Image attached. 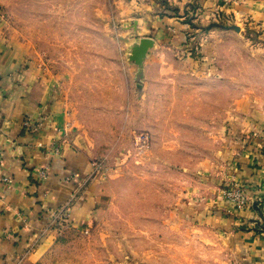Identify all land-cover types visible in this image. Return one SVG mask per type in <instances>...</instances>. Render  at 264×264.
Instances as JSON below:
<instances>
[{
	"label": "crops",
	"instance_id": "obj_1",
	"mask_svg": "<svg viewBox=\"0 0 264 264\" xmlns=\"http://www.w3.org/2000/svg\"><path fill=\"white\" fill-rule=\"evenodd\" d=\"M173 2L177 12L187 3ZM220 2L200 1L209 12L205 19L221 8L222 18L242 13L259 23L264 38V0H238L235 10L233 4L218 7ZM172 12L132 20L115 35L106 28L103 47L87 40L80 49L68 42L72 34L63 29L68 20L62 17H50L60 31L55 26L49 35L35 33L28 40L0 13V264H50L67 257L56 251L68 242L66 234L83 230L100 196L92 160L99 151L121 147V121L150 119L157 104L165 111V166H191L194 172L183 171L187 188L179 218L217 236L183 238V244L226 246L241 264H264V235L242 229L238 213L216 193L226 187L223 176L236 181L252 198L240 217L255 220L258 210L264 217V48L252 47L242 32H192ZM143 37L155 46L138 90L137 69L126 55ZM193 37L197 45L189 57ZM73 52L81 56L73 58ZM236 70L243 76L235 77ZM235 87L243 92L236 98ZM44 165L48 177L39 183ZM4 177L10 182L3 183ZM68 204V220L52 223V214Z\"/></svg>",
	"mask_w": 264,
	"mask_h": 264
},
{
	"label": "rangeland",
	"instance_id": "obj_2",
	"mask_svg": "<svg viewBox=\"0 0 264 264\" xmlns=\"http://www.w3.org/2000/svg\"><path fill=\"white\" fill-rule=\"evenodd\" d=\"M173 1H187L178 11L180 15ZM200 1L207 0H0V13L9 17L13 29L23 30L28 40H32L35 33L49 35L55 26L60 31L61 24L51 23L50 17H62L68 20L63 23V29L72 34L68 42L72 40V47L80 49L82 45L85 47L87 40L89 45L103 47L106 28L108 34L115 35L119 28L130 25L132 20L165 16V12L175 9L173 15L182 17V24L192 32H204L212 23L236 26L239 32L230 31L242 32L252 47L262 45L264 48L263 30L255 20L244 18L242 13H235L238 14L235 16L231 11L222 18V8L221 12L217 10L218 16L207 20L205 17L209 12L200 8ZM213 1H221L218 7L224 9H231L233 4L235 10L238 0ZM190 43L193 45L186 54L189 57L195 51L196 37ZM78 55L73 52V58L81 56ZM237 76H243L242 71L236 70ZM241 88L235 87V98L242 95ZM109 103L106 100L108 109ZM141 110L146 112L145 108ZM149 112L154 115L150 119L138 118L130 125L121 121L124 125L121 147L99 151L100 156L92 160L93 176L100 182L95 212L83 230L65 235L68 242L63 243L56 253L67 257L50 264H241L236 251L226 246L183 244V238L217 239V236L179 218L178 209L182 208L183 189L187 186L182 177L188 175L183 171L194 172H191V166H165V111L157 104ZM128 125H133L136 130L125 134ZM194 176L190 181L194 182ZM223 181L228 187L232 184L224 176ZM224 190L225 187L216 190L219 200L224 201L220 196ZM263 200L259 199L260 202ZM261 204L264 211V203ZM239 212L234 217L242 229L261 233L254 222L244 216L241 218ZM255 220L260 221L259 217ZM209 247L212 249L206 250Z\"/></svg>",
	"mask_w": 264,
	"mask_h": 264
},
{
	"label": "built area",
	"instance_id": "obj_3",
	"mask_svg": "<svg viewBox=\"0 0 264 264\" xmlns=\"http://www.w3.org/2000/svg\"><path fill=\"white\" fill-rule=\"evenodd\" d=\"M24 125H28V122H24ZM94 165V164H93ZM48 177V167L47 165L41 166L39 171L37 172V180L39 183H44ZM3 183H9V179L4 177L2 179ZM221 198L224 200L225 203L230 205V207L238 212L242 211L245 208L250 206L251 200L250 198L244 193L243 187L238 182L234 181L230 187L226 186L225 190L221 193ZM264 203V200L261 202ZM69 205H66L64 208H60L55 211V213L51 216V222H65L68 220L67 209Z\"/></svg>",
	"mask_w": 264,
	"mask_h": 264
},
{
	"label": "water",
	"instance_id": "obj_4",
	"mask_svg": "<svg viewBox=\"0 0 264 264\" xmlns=\"http://www.w3.org/2000/svg\"><path fill=\"white\" fill-rule=\"evenodd\" d=\"M220 28L222 30H233L235 32H239V28L236 26L233 27H227L224 25H218L216 23H212L208 25L205 30H209L211 28ZM154 40L148 37H143L140 39H137L135 42H133L131 45L127 48V55L126 60L128 63L133 64L137 69L136 74V83H137V89L140 90V81L142 77V70L144 63L146 61L147 55L149 51H151L154 48ZM252 207L258 210L257 203L252 202ZM258 216L259 220H251V222H254L255 225H257L258 230L264 235V217L258 210Z\"/></svg>",
	"mask_w": 264,
	"mask_h": 264
}]
</instances>
